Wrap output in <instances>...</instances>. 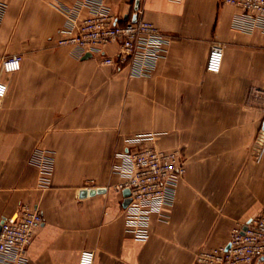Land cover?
I'll return each mask as SVG.
<instances>
[{
    "label": "crops",
    "instance_id": "obj_1",
    "mask_svg": "<svg viewBox=\"0 0 264 264\" xmlns=\"http://www.w3.org/2000/svg\"><path fill=\"white\" fill-rule=\"evenodd\" d=\"M0 220L21 203L43 222L27 247L28 264H192L204 247L226 244L231 229L264 211V32L235 23L242 9L222 0H105L121 21L143 18L169 41L153 72L130 76L99 56L84 57L58 39L73 0H2ZM85 14V11L82 12ZM214 42L219 71H208ZM106 54L116 44L104 47ZM21 56L4 71L2 59ZM155 132L154 144L181 149L185 173L172 205L152 213L146 239L125 229L120 180L113 170L125 138ZM35 148L53 155L50 184H39ZM82 188H104L80 196Z\"/></svg>",
    "mask_w": 264,
    "mask_h": 264
},
{
    "label": "built area",
    "instance_id": "obj_2",
    "mask_svg": "<svg viewBox=\"0 0 264 264\" xmlns=\"http://www.w3.org/2000/svg\"><path fill=\"white\" fill-rule=\"evenodd\" d=\"M242 9L243 18L235 23L245 29L258 27L264 32V0H222ZM0 0V21L5 10ZM57 7L65 17L58 39L59 44L72 45L80 55L89 52L116 70L126 68L130 76L151 75L169 41L154 23L143 18L138 7L135 18L119 20L105 0H73ZM85 11V14L82 12ZM116 44L114 54H106L104 47ZM223 57V44L214 42L206 58L208 71H219ZM21 56L11 54L1 61L4 71L19 69ZM7 84L0 80V105ZM250 94L264 101V88L254 87ZM155 133H137L125 138L124 149L116 153L113 170L120 180L115 188L129 190L130 201L122 207L125 229L136 239L148 237L152 213L159 217L172 205L176 186L185 173V156L181 149L161 148L154 144ZM258 148L264 145V129L257 137ZM30 161L38 167L39 184H50L53 155L43 148H35ZM124 196L122 195V199ZM0 223V264H28L26 247L34 231L43 222L42 212L33 205L21 203L5 215ZM94 251L82 249L77 264H93ZM192 264H264V211L234 226L226 244L200 248Z\"/></svg>",
    "mask_w": 264,
    "mask_h": 264
},
{
    "label": "water",
    "instance_id": "obj_3",
    "mask_svg": "<svg viewBox=\"0 0 264 264\" xmlns=\"http://www.w3.org/2000/svg\"><path fill=\"white\" fill-rule=\"evenodd\" d=\"M92 54H90L89 52H86L83 54L84 57H88V56H91ZM262 128L264 129V123H263V126ZM104 188H90V189H87V188H82L80 190V196H85L87 194H93L95 192H101L103 191ZM128 194H129V190L127 188H124L122 190V195L124 196L123 200H122V205L125 206L129 201H130V198L128 197ZM2 220H0V223H1Z\"/></svg>",
    "mask_w": 264,
    "mask_h": 264
},
{
    "label": "rangeland",
    "instance_id": "obj_4",
    "mask_svg": "<svg viewBox=\"0 0 264 264\" xmlns=\"http://www.w3.org/2000/svg\"><path fill=\"white\" fill-rule=\"evenodd\" d=\"M146 133H148V132H146ZM149 133H153V134H154L155 132H149ZM156 135H157V134L155 133L154 138H155Z\"/></svg>",
    "mask_w": 264,
    "mask_h": 264
}]
</instances>
